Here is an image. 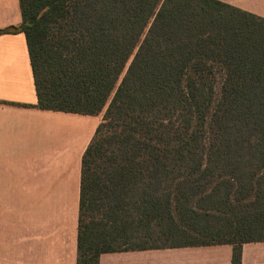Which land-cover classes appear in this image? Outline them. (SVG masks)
<instances>
[{
	"label": "trees",
	"instance_id": "16d2710c",
	"mask_svg": "<svg viewBox=\"0 0 264 264\" xmlns=\"http://www.w3.org/2000/svg\"><path fill=\"white\" fill-rule=\"evenodd\" d=\"M39 110L101 117L76 264L264 241V17L223 0H18Z\"/></svg>",
	"mask_w": 264,
	"mask_h": 264
},
{
	"label": "crops",
	"instance_id": "0c3cea01",
	"mask_svg": "<svg viewBox=\"0 0 264 264\" xmlns=\"http://www.w3.org/2000/svg\"><path fill=\"white\" fill-rule=\"evenodd\" d=\"M264 17V0H223ZM260 8V11L257 9ZM21 22L0 0V29ZM26 39L0 33V264H76L82 155L99 116L39 110ZM230 244L103 253L99 264H231ZM240 264H264V241Z\"/></svg>",
	"mask_w": 264,
	"mask_h": 264
},
{
	"label": "rangeland",
	"instance_id": "374dc122",
	"mask_svg": "<svg viewBox=\"0 0 264 264\" xmlns=\"http://www.w3.org/2000/svg\"><path fill=\"white\" fill-rule=\"evenodd\" d=\"M257 11H260V8L257 9ZM255 14V13H254ZM258 15V14H257ZM260 16V15H259ZM101 117V113L99 114V118Z\"/></svg>",
	"mask_w": 264,
	"mask_h": 264
},
{
	"label": "water",
	"instance_id": "95a60500",
	"mask_svg": "<svg viewBox=\"0 0 264 264\" xmlns=\"http://www.w3.org/2000/svg\"><path fill=\"white\" fill-rule=\"evenodd\" d=\"M12 29H14L13 27H11Z\"/></svg>",
	"mask_w": 264,
	"mask_h": 264
}]
</instances>
